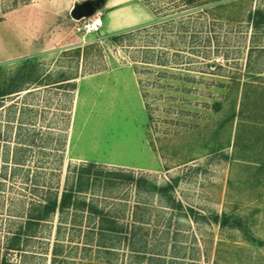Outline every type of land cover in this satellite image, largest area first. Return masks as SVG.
<instances>
[{
	"label": "rangeland",
	"instance_id": "rangeland-1",
	"mask_svg": "<svg viewBox=\"0 0 264 264\" xmlns=\"http://www.w3.org/2000/svg\"><path fill=\"white\" fill-rule=\"evenodd\" d=\"M0 93V260L264 264V0H0Z\"/></svg>",
	"mask_w": 264,
	"mask_h": 264
},
{
	"label": "trees",
	"instance_id": "trees-1",
	"mask_svg": "<svg viewBox=\"0 0 264 264\" xmlns=\"http://www.w3.org/2000/svg\"><path fill=\"white\" fill-rule=\"evenodd\" d=\"M253 22L256 25H259L263 22V14L260 11L255 12ZM4 95L5 93H0V98ZM76 192L80 191L70 189L65 191L59 200L57 197H55L53 199H48L45 202H41L36 206L32 205L24 224L20 226L15 232H12L9 237H7L5 247L6 252H20L22 242L29 239L30 236H33L31 234L35 232L34 228L48 221L57 212H64L65 210L75 206H81L84 208L86 206L84 202H80L78 205L75 203L76 201L74 200L76 198ZM94 212H97V210ZM58 255L59 251L56 248L54 251V261ZM0 264H8L7 259L0 260Z\"/></svg>",
	"mask_w": 264,
	"mask_h": 264
},
{
	"label": "built area",
	"instance_id": "built-area-1",
	"mask_svg": "<svg viewBox=\"0 0 264 264\" xmlns=\"http://www.w3.org/2000/svg\"><path fill=\"white\" fill-rule=\"evenodd\" d=\"M103 27V22L102 19L100 17H98L95 20H91L87 25H86V31L89 34L98 32L102 29Z\"/></svg>",
	"mask_w": 264,
	"mask_h": 264
},
{
	"label": "water",
	"instance_id": "water-1",
	"mask_svg": "<svg viewBox=\"0 0 264 264\" xmlns=\"http://www.w3.org/2000/svg\"><path fill=\"white\" fill-rule=\"evenodd\" d=\"M83 14H84L83 12H78V11L72 12V16L76 20H80L82 18Z\"/></svg>",
	"mask_w": 264,
	"mask_h": 264
}]
</instances>
